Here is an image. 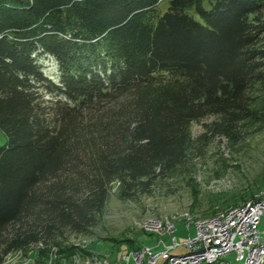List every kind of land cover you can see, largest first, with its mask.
Returning <instances> with one entry per match:
<instances>
[{
    "label": "trees",
    "instance_id": "16d2710c",
    "mask_svg": "<svg viewBox=\"0 0 264 264\" xmlns=\"http://www.w3.org/2000/svg\"><path fill=\"white\" fill-rule=\"evenodd\" d=\"M262 131L264 0H0V264L88 259L63 238L90 232L110 195Z\"/></svg>",
    "mask_w": 264,
    "mask_h": 264
},
{
    "label": "rangeland",
    "instance_id": "374dc122",
    "mask_svg": "<svg viewBox=\"0 0 264 264\" xmlns=\"http://www.w3.org/2000/svg\"><path fill=\"white\" fill-rule=\"evenodd\" d=\"M39 63L43 73L56 81L55 62L46 56ZM211 120L208 117L194 123L192 134H200ZM3 141L4 136L0 134V144ZM191 185H194V193ZM260 191H264V131L245 139L236 148L230 146L224 137H214L204 157L194 160L193 172L159 181L149 193L134 199L120 200L110 195L90 232H66L63 241L83 247L91 254L88 259L75 260V264L114 263L133 251L134 245L151 247L156 251L161 242H171L167 234L147 232L141 227L143 221L154 218L174 227L172 235L180 245L171 253L184 254L187 248L181 244L188 236H193L195 230L193 226L186 228L181 214L186 212L195 220H206L243 204L250 200L248 195L253 193L254 197ZM258 230L264 231L263 219ZM102 237H110L111 240L103 241ZM233 256L232 253L227 258L232 259ZM32 258V253L25 256L12 253L4 264H34Z\"/></svg>",
    "mask_w": 264,
    "mask_h": 264
},
{
    "label": "built area",
    "instance_id": "2783aa9c",
    "mask_svg": "<svg viewBox=\"0 0 264 264\" xmlns=\"http://www.w3.org/2000/svg\"><path fill=\"white\" fill-rule=\"evenodd\" d=\"M180 217L187 229L193 226L195 230V234L188 236L181 244L187 248L186 253H171L180 245L172 235L174 227L153 218L143 221L141 227L147 232L167 234L170 243L161 242V247L156 251L151 247L138 245L117 262L104 261L103 264H157L158 261L161 264L264 263V231L258 230L260 221L263 219L264 222V191L243 204L206 220H195L186 212ZM232 253L233 258H227Z\"/></svg>",
    "mask_w": 264,
    "mask_h": 264
},
{
    "label": "water",
    "instance_id": "95a60500",
    "mask_svg": "<svg viewBox=\"0 0 264 264\" xmlns=\"http://www.w3.org/2000/svg\"><path fill=\"white\" fill-rule=\"evenodd\" d=\"M258 264H264V263L262 262V263H258Z\"/></svg>",
    "mask_w": 264,
    "mask_h": 264
}]
</instances>
